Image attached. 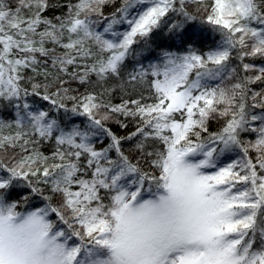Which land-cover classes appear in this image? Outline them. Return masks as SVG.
<instances>
[{"label": "snow or ice", "instance_id": "1", "mask_svg": "<svg viewBox=\"0 0 264 264\" xmlns=\"http://www.w3.org/2000/svg\"><path fill=\"white\" fill-rule=\"evenodd\" d=\"M0 264H264V0H0Z\"/></svg>", "mask_w": 264, "mask_h": 264}, {"label": "trees", "instance_id": "2", "mask_svg": "<svg viewBox=\"0 0 264 264\" xmlns=\"http://www.w3.org/2000/svg\"><path fill=\"white\" fill-rule=\"evenodd\" d=\"M194 11V7L192 9ZM194 25L190 26L192 29L195 30H200V24H199V20H197L196 22H193ZM126 27V26H123ZM120 30H123V28H121ZM209 39L208 41L204 42V43H198L197 47L200 48L201 50H205L207 49V47H209V45L212 43V39H211V33H208ZM218 39V37H217ZM159 45V47H158ZM136 47H142V45H137ZM152 49H154V51L152 52H145L144 56L146 57L145 59H142V63L144 65V67L148 66L149 61H154L155 57L159 54V52L161 51L162 48H168L169 50L175 51L177 48V45H175V43L173 41L168 40L163 34L159 35V36H155L153 38V42L151 44ZM252 62V61H249ZM257 64H260L261 61L257 60L254 61ZM135 63L134 60H129L128 62V71H131L132 65ZM234 63H236L234 61ZM28 75H31V73L29 72ZM38 79L42 80L43 77H39ZM77 85L76 84H72V88H76ZM84 87H80L79 91L80 92H84ZM148 91L145 89L143 91V95L145 97L148 96ZM140 92L137 91L135 93L132 94V98H139ZM127 98V97H125ZM29 102L33 103L34 107L40 108L42 110H48V108L50 107L46 102L40 101L38 98H29ZM121 102V93L119 91H117L116 93H114L113 97H112V103L114 104H119ZM144 102L147 103H151V100H145ZM69 107H71V102H69ZM53 115H55V113H53ZM60 115H64L63 112L60 113ZM69 116H71V114H68ZM120 120L126 122L128 124V128L127 129H120L119 126L115 123H109V127L112 128V130L114 132H117L118 134L124 135L127 132L130 131H134L135 130V123H133L131 121V119H125L123 116L119 117ZM82 122H85V118L84 117H71V121L70 123H76V124H82ZM219 125L216 124L215 122H213V124L210 127V131H216L218 130ZM243 138L245 140H254L255 139V134H245L243 136ZM108 143L107 139H104V144L106 145ZM99 147V145H97ZM125 149L128 148V144L127 142L124 145ZM43 151H45L47 153V149H42ZM114 157V153L112 154ZM251 155L254 157L255 153H251ZM237 156V153H231V154H226L224 157L221 158V163H228L230 162L231 159H235ZM26 208L22 207L19 208L18 211H25Z\"/></svg>", "mask_w": 264, "mask_h": 264}, {"label": "rangeland", "instance_id": "3", "mask_svg": "<svg viewBox=\"0 0 264 264\" xmlns=\"http://www.w3.org/2000/svg\"><path fill=\"white\" fill-rule=\"evenodd\" d=\"M193 25H194V23L191 24V26H193Z\"/></svg>", "mask_w": 264, "mask_h": 264}]
</instances>
